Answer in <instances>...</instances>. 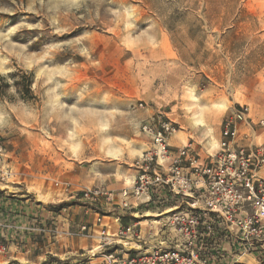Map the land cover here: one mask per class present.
I'll return each mask as SVG.
<instances>
[{
  "label": "rangeland",
  "instance_id": "1",
  "mask_svg": "<svg viewBox=\"0 0 264 264\" xmlns=\"http://www.w3.org/2000/svg\"><path fill=\"white\" fill-rule=\"evenodd\" d=\"M242 104L264 117V0H0L10 189L37 179L29 191L47 206L56 181L91 187L130 168L153 117L172 119L185 142L208 137L214 147L223 118ZM30 243L32 259L13 264L43 255L40 264H72L88 248L83 239Z\"/></svg>",
  "mask_w": 264,
  "mask_h": 264
},
{
  "label": "built area",
  "instance_id": "2",
  "mask_svg": "<svg viewBox=\"0 0 264 264\" xmlns=\"http://www.w3.org/2000/svg\"><path fill=\"white\" fill-rule=\"evenodd\" d=\"M263 127L264 117L242 104L223 118L214 147L203 144L208 137L174 146L177 125L159 114L142 126L146 148L120 189L55 182L68 197L52 211L71 216L68 229L42 215L17 223L0 210V253L8 242L27 249L32 238L60 246L86 239L93 244L72 264H223L230 255H256L264 264ZM7 153L0 135V181L10 183Z\"/></svg>",
  "mask_w": 264,
  "mask_h": 264
},
{
  "label": "crops",
  "instance_id": "3",
  "mask_svg": "<svg viewBox=\"0 0 264 264\" xmlns=\"http://www.w3.org/2000/svg\"><path fill=\"white\" fill-rule=\"evenodd\" d=\"M186 140L187 139L185 138V136L181 134H176L171 138L170 142L174 146H181L183 145V143H185ZM8 163L10 164L11 168L14 170L13 168L14 164L10 162L9 159H8ZM133 172L134 169L130 167L127 170L123 169L121 171L119 170L117 172L110 173L107 176H103L99 178L98 182L93 184L92 186L104 184L111 189H120L121 187L124 186L125 181L128 179L129 175L132 174ZM36 182L37 179L29 180V178L27 177V180L23 186L22 185L15 186L13 190L10 189V186L12 184H16L14 181L13 182L11 181L10 184L0 181V210L3 211L5 210V212L9 213L11 219L17 223H21L24 217L26 216L42 215V217L45 220L51 221L53 219L57 221L60 229H68L69 225H73L75 223L72 220L71 216L69 215L63 216L56 213V211L55 212L52 211V205L54 204L55 201H61L62 199L67 198L68 196L65 197L66 194L62 193L59 190V188L52 190L49 193L54 197V199L50 201L52 205L50 204V206H47V204L39 200L37 192L29 191V187H28L29 183L35 184ZM70 182L72 184L71 186L72 189L79 188V186H76L73 183L74 181L71 180ZM6 185H9L7 190L4 189ZM12 186L14 187V185ZM69 217L70 219H68ZM78 219L81 218L78 217ZM87 220L91 222L94 221V216L90 215L89 217H87ZM83 240L86 241V239ZM8 244H9V250L7 251V253L5 254L0 253V264H13L12 260H16V259L19 260L20 255H23V258L26 259L27 261H29V259H32L31 257L27 256L30 250H27L26 248H24V246H17L13 242H8ZM92 244H93L92 241L87 240L86 247H90ZM29 245H31V243L28 244V248L30 247ZM18 249L19 250L21 249L24 252L18 251ZM26 250L27 253L25 252ZM38 258L40 260L37 263L33 262L34 264H40L42 261L46 260V255H43V257L39 256ZM235 262L238 264H260L257 261L256 255L239 256L237 259L232 255H230L226 258V262H224L223 264H233Z\"/></svg>",
  "mask_w": 264,
  "mask_h": 264
},
{
  "label": "bare ground",
  "instance_id": "4",
  "mask_svg": "<svg viewBox=\"0 0 264 264\" xmlns=\"http://www.w3.org/2000/svg\"><path fill=\"white\" fill-rule=\"evenodd\" d=\"M196 98H197V96H195ZM195 119H196V123L198 124V125H203V121H202V117H201V115L200 114H197L196 115V117H195ZM205 133L207 134V135H211V128H209L208 127V129H206L205 130ZM215 139V138H214ZM38 196H39V194H38ZM40 196H42L43 198H45L46 200H48V199H52V197L51 196H49L48 194H41ZM44 196H46V197H44Z\"/></svg>",
  "mask_w": 264,
  "mask_h": 264
}]
</instances>
